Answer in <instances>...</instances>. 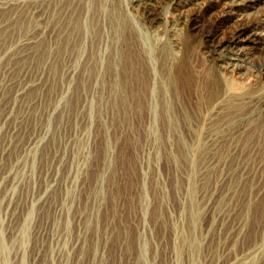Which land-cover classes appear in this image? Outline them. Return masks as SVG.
I'll list each match as a JSON object with an SVG mask.
<instances>
[{"label": "rangeland", "instance_id": "1", "mask_svg": "<svg viewBox=\"0 0 264 264\" xmlns=\"http://www.w3.org/2000/svg\"><path fill=\"white\" fill-rule=\"evenodd\" d=\"M181 4L162 0L163 27ZM32 6L0 8V264H264V111L241 97L262 76H226L220 109L165 99L162 80H120L135 50L105 33H83L63 62L75 37L37 28ZM189 7L216 39L242 22L234 45L264 62V0L221 17ZM146 33L145 47L177 52L170 33Z\"/></svg>", "mask_w": 264, "mask_h": 264}, {"label": "bare ground", "instance_id": "2", "mask_svg": "<svg viewBox=\"0 0 264 264\" xmlns=\"http://www.w3.org/2000/svg\"><path fill=\"white\" fill-rule=\"evenodd\" d=\"M7 1L0 0V8ZM256 1L259 0H182L181 9L176 10V19L169 29L162 26L163 19L158 10L162 0H128L126 5H123L125 0H31L33 6L29 8H31L32 21L37 28H40L42 22L47 21L51 33L57 37H60L59 34L62 32H66L70 38L75 37L72 40V48L65 50L63 62H68L75 56V46L83 33H93L94 36L105 33L106 37L112 39L109 40L115 46L122 43L129 44L131 49L135 50L134 53L132 52L134 64L128 72H123L120 80H129L132 73V80H162L161 90L163 95L167 96L165 99L169 98V100L180 102L185 100L187 95L189 97L193 95L196 96L195 104L199 105L206 99L208 100L206 103L210 106L212 104L213 109H220L228 102L231 94L224 89L221 80H228L229 78L227 79L226 76L229 74L237 75L238 78L244 80L249 78L256 80L257 76H262L264 79V62L251 63L248 53L234 45L238 35L245 30V25L242 22L236 21L230 25L228 38L216 39L212 30H206L201 26L199 15H195L189 6L197 4L204 7L214 2L221 8V17V15H229L236 7H250L251 3ZM43 3L45 4L44 8L41 7ZM123 7H126V10H135L140 20L138 26L127 20ZM129 12L132 13L130 10ZM45 14H47V18ZM254 22L264 26V9L257 14ZM181 24L184 30L195 31L198 37L195 38L192 33H187L180 39L178 36ZM150 29L162 32L165 36H167V32L170 33L168 41L177 49V52L175 51V54L171 52V45L169 47L166 40L158 43L159 45L153 49L145 47L139 34L148 33ZM64 36L66 35L64 34ZM147 36L150 35L147 34ZM67 44H69L68 41ZM196 44H199L202 49L203 61L200 63L196 61L194 53ZM87 59L93 58L89 56ZM114 59L116 60V58ZM128 62L130 64V60ZM92 63H95V60H92ZM115 63L114 61L113 64ZM119 63L120 61L115 65L119 66ZM241 97L244 98L245 103L257 105L264 111V90L256 82L250 91ZM262 118L257 132L261 141L264 142V114Z\"/></svg>", "mask_w": 264, "mask_h": 264}]
</instances>
